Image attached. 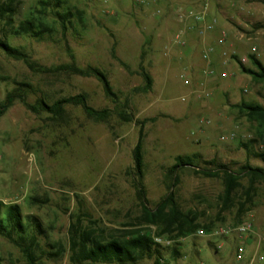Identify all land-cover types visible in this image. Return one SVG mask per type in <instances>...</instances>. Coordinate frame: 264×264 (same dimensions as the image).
<instances>
[{"label": "rangeland", "instance_id": "rangeland-1", "mask_svg": "<svg viewBox=\"0 0 264 264\" xmlns=\"http://www.w3.org/2000/svg\"><path fill=\"white\" fill-rule=\"evenodd\" d=\"M7 1L0 0V5ZM14 1L13 25L0 23V39L45 68L73 62L98 68L118 96V104L113 103L95 78L35 73L0 50V102L18 83H27L33 87L30 104L86 94L91 107L112 111L107 123H96L81 107L68 106L69 123L55 125L45 114L36 115L17 102L0 116V202L18 204L23 216L39 219L45 231L40 240L47 252L42 257L45 264H73L69 251L60 259L48 254L55 253L59 243L68 249L69 227L78 217L85 226L103 230L105 237L138 225L142 211L131 169L139 127L119 118L124 104L135 121L155 119L145 126L144 145V184L152 209L169 192L167 173L178 156L200 154L204 161L216 160L233 169L247 163L264 167L239 147L256 138V129L235 108L241 103L264 107V84L243 73L238 64L254 69L250 61L254 55L264 65V0H144V5L136 0H60L59 8L56 0L50 7L41 5L47 0ZM180 9H207L206 21L182 23ZM69 10L74 17L64 37L57 14ZM27 20L42 33L15 35ZM207 24L214 28L208 31ZM188 27L193 28L177 38ZM192 33L201 43L190 50L195 47L188 38ZM141 65L153 79L148 92L140 90L145 85ZM254 148L264 149L261 144ZM179 176L176 200L201 225L214 222L217 229L232 225L239 201H248L247 180L242 181L234 207L225 209L222 179L206 178L192 169ZM31 198L40 202L33 204ZM247 203L242 219H252L263 232L264 184L256 186ZM180 243V257L174 258L171 249L163 252L167 264H242L233 239L195 234ZM161 244L175 246L167 239ZM0 259L2 264H26L19 248L3 236Z\"/></svg>", "mask_w": 264, "mask_h": 264}, {"label": "trees", "instance_id": "trees-1", "mask_svg": "<svg viewBox=\"0 0 264 264\" xmlns=\"http://www.w3.org/2000/svg\"><path fill=\"white\" fill-rule=\"evenodd\" d=\"M51 1L41 2V5L50 7ZM56 1L55 7H61V1ZM16 12L17 8L14 0L2 3L0 5V23L12 26ZM77 13L82 16V12L77 11ZM57 15L62 19L63 36L66 37L67 25L74 17V13L69 10L65 14ZM36 28L33 21L27 20L22 22L15 30V35L33 34L38 36L42 32H35ZM0 50L11 59L24 62L35 73L95 78L102 85L106 97L111 99L113 103L118 104V96L114 92L108 76L98 68L93 66L82 68L75 62L45 68L32 61L27 53L2 39H0ZM68 50L72 53L69 47ZM235 59L237 58L235 57ZM250 61L254 69L246 68L238 61L241 71L250 75L255 81L264 84V65L254 55L250 56ZM140 69L145 82L144 87L140 90L148 92L152 89L153 79L143 65L140 66ZM32 93V85L18 83L15 88L7 92L4 100L0 102V116L17 102L23 104L36 115L45 114L55 125L69 123L68 106L81 107L87 117L96 123H107L112 116L110 109L98 110L91 107L86 94L64 97L55 100L53 103L41 98L34 104H30L28 97ZM235 108L244 114L249 122L254 123L256 129V138L247 143L241 142L239 147L247 152L249 158L253 157L264 164V149L259 151L254 148L257 144H261L264 148V107L256 103H241ZM118 115L122 121L134 122L139 127L138 141L133 150L134 165L131 169L134 187L142 211V215L138 219V225L133 230L105 237L103 230L98 231L95 228L85 226L82 218L78 217L69 227L68 249L59 243L55 253L48 254L50 257L60 259L69 251L71 253L70 260L73 264H139L145 260H154V264H167L163 258V252L166 249H171L174 258L180 257L181 240L193 237L200 230L210 234L217 229L214 222L201 225L198 223L196 216L181 210L174 190L180 183V173L185 169H192L195 174L206 178L222 179L225 191L221 197V202L225 209L234 207L236 194L243 187L242 181L247 180L248 188L245 195L248 201H239L235 222L230 226L235 227L245 221L242 217L247 211V202L251 200L252 194L256 191V186L264 184V167H253L247 163L239 169H233L230 165L220 164L216 160L204 161L200 154L178 156L175 164L170 167L167 173L171 180L169 192L152 209L144 184V145L146 139L145 126L149 121L155 119L135 121L133 115L128 112L127 104L122 105V110ZM38 202H40L39 199L31 198V203L36 204ZM219 221L224 220L219 219ZM152 227H155L156 231H153ZM44 235L45 231L37 217L34 215L23 216L21 206L18 204L5 205L0 202V236L19 248L26 264H45L42 257L47 255V252L43 249L40 241ZM157 239H167L174 242L175 246L165 247L157 242ZM0 264H2V259H0Z\"/></svg>", "mask_w": 264, "mask_h": 264}, {"label": "built area", "instance_id": "built-area-1", "mask_svg": "<svg viewBox=\"0 0 264 264\" xmlns=\"http://www.w3.org/2000/svg\"><path fill=\"white\" fill-rule=\"evenodd\" d=\"M138 4H146L144 0H136ZM178 16L182 23H187L191 20L194 24L197 22H205L207 16V9L202 12H195L193 9L178 10ZM216 22H214L215 24ZM214 24H207L206 29L208 31L214 28ZM193 28V27H192ZM191 27L186 28L180 32L177 38L187 34ZM220 44L224 43L223 39L219 40ZM204 59H208L205 55ZM229 60H227L228 62ZM213 75V72L210 73ZM223 77H226L224 74ZM188 84V81H186ZM233 138V136H231ZM230 139V137H222L221 140L225 141ZM198 237H209V238H220L222 240L233 239L237 244L235 247V255L238 261L242 264H264V231L261 232L255 225L252 219L245 220L242 224L232 227V226H222L212 233H207L203 230L197 232ZM157 242L161 243V239H157ZM223 245H218L217 249L221 250Z\"/></svg>", "mask_w": 264, "mask_h": 264}, {"label": "crops", "instance_id": "crops-1", "mask_svg": "<svg viewBox=\"0 0 264 264\" xmlns=\"http://www.w3.org/2000/svg\"><path fill=\"white\" fill-rule=\"evenodd\" d=\"M218 9H220V8H218ZM211 12L213 13L212 9L210 10V14H211ZM188 38L190 39L191 42H193V44H195V47L190 46V50L195 49L201 43L200 38L196 35H193V33L190 34ZM217 59H218L217 56L214 57L212 64H211L213 67L217 65V61H218ZM205 84H208V81H206Z\"/></svg>", "mask_w": 264, "mask_h": 264}]
</instances>
